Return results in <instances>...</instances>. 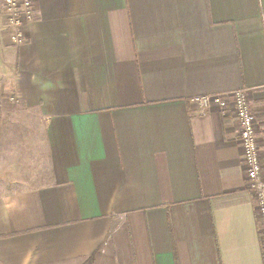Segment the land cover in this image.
I'll return each instance as SVG.
<instances>
[{"label": "crops", "instance_id": "obj_1", "mask_svg": "<svg viewBox=\"0 0 264 264\" xmlns=\"http://www.w3.org/2000/svg\"><path fill=\"white\" fill-rule=\"evenodd\" d=\"M0 0V6L2 5ZM0 10V264H264L232 103L264 178V0Z\"/></svg>", "mask_w": 264, "mask_h": 264}, {"label": "built area", "instance_id": "obj_2", "mask_svg": "<svg viewBox=\"0 0 264 264\" xmlns=\"http://www.w3.org/2000/svg\"><path fill=\"white\" fill-rule=\"evenodd\" d=\"M2 12L7 22V28L12 30L11 39L14 43H19L21 40V32L19 26L23 17L30 16L31 3L29 0H4L2 1ZM232 98H235V111L236 116L240 124V133L238 135L241 149L244 154V163L247 167V175L249 181H251L252 189L256 193V202L258 205V215H259V226L260 231L263 236V250H264V179L260 178L261 163L258 152V145L256 143V133H255V116L249 106L247 105L246 98L242 92L233 93ZM230 96V97H231ZM221 96L216 97H205L201 98L202 102L213 101L218 106L226 108V102H224ZM264 254V253H263Z\"/></svg>", "mask_w": 264, "mask_h": 264}, {"label": "rangeland", "instance_id": "obj_3", "mask_svg": "<svg viewBox=\"0 0 264 264\" xmlns=\"http://www.w3.org/2000/svg\"><path fill=\"white\" fill-rule=\"evenodd\" d=\"M4 1V0H3ZM2 4H3V2H2ZM0 10H1V12H2V5L0 6ZM2 14H3V12H2ZM4 16V15H3ZM5 19V18H4ZM233 96H231V97H219V98H221L224 102H226L227 104H226V107L228 106V104H230V103H232L233 104V106H234V109H235V104H234V101H235V98H232ZM213 98V97H212ZM211 97H210V99H212ZM215 103V102H214ZM248 105V104H247ZM249 106V105H248ZM250 108V107H249ZM224 109V108H223ZM250 110V109H249ZM235 111V110H234ZM252 111V110H251ZM236 112V111H235ZM253 113V112H252ZM256 133V132H255ZM262 179H264V178H262Z\"/></svg>", "mask_w": 264, "mask_h": 264}]
</instances>
